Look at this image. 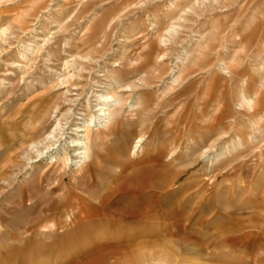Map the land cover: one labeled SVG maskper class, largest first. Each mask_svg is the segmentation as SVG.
<instances>
[{
    "label": "rangeland",
    "instance_id": "rangeland-1",
    "mask_svg": "<svg viewBox=\"0 0 264 264\" xmlns=\"http://www.w3.org/2000/svg\"><path fill=\"white\" fill-rule=\"evenodd\" d=\"M32 1L0 0V264H264V124L213 127L202 93L264 68V0ZM98 95L119 113L75 170Z\"/></svg>",
    "mask_w": 264,
    "mask_h": 264
},
{
    "label": "crops",
    "instance_id": "crops-1",
    "mask_svg": "<svg viewBox=\"0 0 264 264\" xmlns=\"http://www.w3.org/2000/svg\"><path fill=\"white\" fill-rule=\"evenodd\" d=\"M41 1L33 0L32 4ZM78 2L81 3L82 0ZM261 36V39L255 36L256 43L249 49L250 57H264V33ZM238 52L240 51L236 49L226 57H243L242 53ZM232 66L233 64L229 63L224 69L227 70ZM191 69L188 70L186 77L191 74ZM205 78L202 91L203 103L209 109L208 119L211 126L225 127L242 113L254 122L253 125L260 123L259 120L264 124V68L259 70L252 68L250 71L235 69L228 72L211 71ZM242 101L249 102L250 109H245Z\"/></svg>",
    "mask_w": 264,
    "mask_h": 264
},
{
    "label": "bare ground",
    "instance_id": "bare-ground-1",
    "mask_svg": "<svg viewBox=\"0 0 264 264\" xmlns=\"http://www.w3.org/2000/svg\"><path fill=\"white\" fill-rule=\"evenodd\" d=\"M39 1H41V0H39ZM170 7L173 8L172 5ZM188 13H190V11H188ZM153 27H155V26H153ZM176 30H178V28L173 26L169 30H166L165 32H166V35L170 38V37L176 36V34H177ZM161 44H162V46H166L167 41L165 39L164 40L162 39ZM30 47H31V49H26L25 53L22 55L23 59H26L28 56H30L32 54V53H30V51H33L35 46L30 45ZM187 56L188 55H186L185 58H178L177 60H175V63L173 64V70L171 71V75H173L172 76L173 77V80H172L173 86L178 85L180 82H182L185 79L186 75L188 74L189 69L187 70V68H184V66L187 65L185 63L188 62L187 58L189 59V57H187ZM66 65H68V64H66ZM96 98H97V104L94 107L98 108L95 111L97 113V115L95 117H92V118L90 117L91 119L89 120V122L86 126H84V124H83V126L85 127L84 128L85 130L84 129L81 130L80 128H76V129L72 130V132L74 134L72 136L75 137L74 139H72L71 137L68 138V140H69L68 149L70 148V150H72V152H73L71 159L70 160L68 159V160H69V163L71 164V166L75 170L82 167L89 159V150H90V146H91V141L89 140L88 135L91 133V130H90L91 126H96L97 128H101V129L105 130V129H107V127L110 126V124L113 123V118H115V115L116 114L118 115V113H119L118 109L116 108L118 101L116 102V100L113 96L98 95ZM81 133H83V135ZM141 143H142V140L140 139L135 144V146L133 147L132 156H135L137 154V152L139 151V148H141L140 147ZM236 148H237V146L234 145L232 147L231 151L235 150ZM225 154L226 153H220L219 156L213 158L212 160H209L211 162L210 165H213L214 163H216V161H218L219 158L223 157ZM172 157H173V153L171 154V156L169 158H172ZM59 160H60V158H59V156H57L56 160H54V161L52 160L51 163L52 162L55 163L56 161H59ZM63 163L68 165V161L63 162ZM132 216H133V214H132Z\"/></svg>",
    "mask_w": 264,
    "mask_h": 264
}]
</instances>
